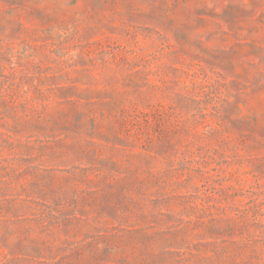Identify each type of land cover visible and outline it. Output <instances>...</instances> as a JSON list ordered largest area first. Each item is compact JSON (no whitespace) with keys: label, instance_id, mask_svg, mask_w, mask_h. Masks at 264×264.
Segmentation results:
<instances>
[{"label":"rangeland","instance_id":"374dc122","mask_svg":"<svg viewBox=\"0 0 264 264\" xmlns=\"http://www.w3.org/2000/svg\"><path fill=\"white\" fill-rule=\"evenodd\" d=\"M0 264H264V0H0Z\"/></svg>","mask_w":264,"mask_h":264}]
</instances>
